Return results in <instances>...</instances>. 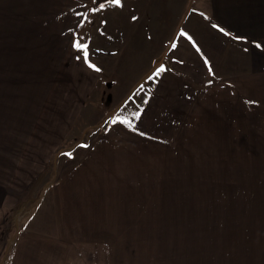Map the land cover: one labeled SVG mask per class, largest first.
<instances>
[{
  "label": "crops",
  "instance_id": "1",
  "mask_svg": "<svg viewBox=\"0 0 264 264\" xmlns=\"http://www.w3.org/2000/svg\"><path fill=\"white\" fill-rule=\"evenodd\" d=\"M104 2L80 0L79 4L72 6L70 11L77 22L88 10L84 20L88 18L90 21L78 27L72 24L67 27L69 20L64 9L55 19L29 5V13L38 21L36 25L45 27L47 35L51 34L53 26L62 25L58 39L67 46L66 51L62 55L59 51L55 53V44H48V51L43 48L39 53L29 46V52H25L24 68L5 77L3 86L0 80V127L5 129L7 126V134L13 143L21 140L18 149L8 146L0 151V158L15 156L25 160V166L19 169L12 162L5 168L11 173L8 183L14 185L9 187L8 195L0 196V205L19 206L23 198L27 202V210H21L15 219L14 229H19L13 234L15 239L12 242L16 250L8 264H75L72 260L81 253L88 254L94 264H116L118 254L123 253L118 252L115 256L114 245H120L119 234H123L125 245L117 249L135 255L134 260L130 256L131 264H195L194 199L171 197L159 200L156 210L164 212V206L169 219L162 221L163 216L156 214L152 219L155 229H147L144 207L140 213L131 215L125 204L112 206L107 202L104 190L109 189V182L101 180L97 190L104 198L99 210L92 214L105 222H124L123 231L110 227L109 232L116 235L109 237V242L103 238L108 239V235L102 236L99 252H89L86 247H90L91 239L81 236L83 233L79 226L73 227L74 219L70 216H75L74 208L60 205L56 196L55 190L65 189V182H68L65 170L51 187L55 199L56 231L31 226L34 215L29 214V209L33 208H29V186L34 183L33 176H40L45 170L42 159L49 158L41 140L46 144L50 139H35L29 130V117L33 120L41 108L57 109L64 118L70 109L85 111L88 102L94 105L104 97L105 105L110 108L105 112L106 122L101 124L119 129V137L114 140L121 142L118 146L142 140L139 138H147V135L154 139L155 131L152 135L146 127L154 123L159 129L162 126L173 127V132L178 135H185L188 131L197 141L201 140L195 137L197 133H211L216 149L222 146L223 137L227 138L230 132L236 133L240 123L242 127H248L244 132L251 143H262L255 149L259 153L253 155L264 158V0H121L120 5L107 3L104 9H90H99V4ZM95 21L100 25L97 29L93 27ZM181 30L192 39L184 36ZM76 40L88 45L87 59L84 51L75 47ZM50 41L55 40L51 38ZM29 59L33 66L30 73ZM35 59L39 60L34 63ZM89 59L99 71L90 67ZM161 64L165 69L157 75L156 69ZM90 97L92 99L89 100ZM46 98H51L49 103H46ZM114 98L116 102L111 107ZM3 108L7 110L5 114H2ZM138 109L142 112L135 121V128L119 122L113 124L109 119L113 114L127 116ZM101 124L91 125L93 129L88 135L98 137ZM66 126L67 122L65 129ZM61 128L58 127V131L54 128L49 136L53 137ZM115 134L107 131L103 137ZM82 142H86L88 147L91 144L88 140ZM48 147H51V141ZM223 149L226 148L223 146ZM120 154V159L126 157L128 163L129 160L146 161L141 163L142 173L146 171L147 162L157 163L155 154L146 157L144 153L137 157L130 153V158L124 151ZM54 156L58 157L59 152ZM2 163L0 160V169ZM84 165L91 166L89 161ZM27 167L28 170L24 171ZM89 171L92 172L85 167H75L69 169L68 175L74 179L75 174ZM19 172H28L29 179L23 181L17 175ZM110 184L115 185L110 189L112 192L128 189L134 195L140 191L133 184L124 185L122 189L117 178ZM7 200L13 201L6 203ZM234 202V213H218L221 217H228L229 225L227 230L221 231L227 234L221 238L217 258L210 259L207 264H264V200L236 199ZM142 204L146 207L144 201ZM180 217L185 218L179 220ZM29 226L39 232L29 230ZM104 228L105 231H98V237L108 234L107 227ZM163 230L168 231L166 238L169 244L164 254L162 250L155 249L161 241L156 238L157 233ZM151 241L156 245L152 246ZM136 253L142 256L141 261H138ZM102 255L105 256L104 262Z\"/></svg>",
  "mask_w": 264,
  "mask_h": 264
},
{
  "label": "rangeland",
  "instance_id": "2",
  "mask_svg": "<svg viewBox=\"0 0 264 264\" xmlns=\"http://www.w3.org/2000/svg\"><path fill=\"white\" fill-rule=\"evenodd\" d=\"M79 2L80 0H0V80L2 86L5 84L3 82L5 77L12 75L11 72L16 73V71L24 68L25 52H29V46L32 50L35 51L36 49L37 52L42 53L43 48H47L48 51V44H55L57 49L55 53L59 51L61 55L67 48L61 39H58V35H60L58 33L63 29L62 25L53 26L51 34L47 35L45 27L36 25L38 21L36 17L34 18V15L29 13V5L33 10H40L47 14L48 18L55 19L59 15V11L62 12L64 9V14L69 20L67 27L72 25L78 27V25H85L86 21H90L88 18L84 20L86 16L83 15L77 22V19L71 13L70 8L79 4ZM85 13L88 14V10ZM94 23L96 25L93 27L97 29L100 26L99 22L95 21ZM51 38L55 41H50ZM56 56L58 55L56 54ZM37 60L39 59H35L34 63ZM31 62L32 60L29 59V73L33 69ZM9 85L11 86V84ZM91 96L94 97V95ZM38 97H40L39 94ZM50 99L46 98V103H49ZM115 102L116 99L114 98L110 103L111 107ZM105 103L104 97L94 105L88 102L85 111L70 109L64 118L58 113L57 109L42 110L40 107L41 110L37 112L33 120L29 117V130L34 138L42 139L44 137L47 138L45 140L49 138L51 141V147H48L50 141L45 144L44 140H41L49 158H46V156L42 159L45 170L40 176L34 175V183L29 186V192H31L29 194V201H31L29 208L33 207L31 211L29 209V214L34 215L31 226L45 231H56L55 199L52 196L51 187L59 179L61 173L66 170L65 179L68 182H65V189H59L58 192L55 190L56 196L60 198H58L61 202L60 205L63 204L66 208H74L75 216H70L74 219L72 220L74 221L73 227L79 226L83 233L81 236H88L91 239L90 247H86L89 252H99L102 236L108 235V239L103 238L109 242V239L116 235L109 232L110 227L120 232L123 231L122 225L124 222H105L98 218L99 216L92 214L94 210H99L104 198L103 194L97 190L98 185L101 180H106L105 183L109 182L107 184L109 189H104L107 202L112 206H124L125 204L129 207L131 215L140 213L144 207L146 218H148L146 222L147 229H155V222L152 219L156 218V214H159V217L163 216L162 221L164 218L169 219L164 206H162L164 212H161L160 209L159 211L156 210L159 200L164 201L163 199L171 197L194 199L195 264H207L210 259L215 260L219 254L221 238H225L227 234L221 231L223 229L227 230L229 225V222L226 221L228 217L225 215L221 217L219 214L234 213L236 207L234 201L236 199H253L255 202L264 200V158H257L253 155L259 153L255 149L262 143L256 141L251 143L244 132L248 127H242L240 123L236 127V133L230 132L227 138L223 137L222 146L216 149L214 137L211 133H197L195 137L201 138L197 141L188 131L185 135H178L173 132V127L162 126L159 129L153 123L146 127L147 132L152 135L155 131L154 139L153 136L147 135V138H139L142 140L128 141L125 142V146H123V143L122 146H118L121 145V142L114 140L119 137V129L111 128V126L105 127L101 124L102 121L106 122L104 120L106 119L105 112L110 108ZM6 112L7 110L3 108L2 114ZM75 113H78V117H75ZM43 119L46 120L47 124H44ZM72 120L73 125H71ZM33 121L34 126H32ZM98 124H101L100 130L97 132L99 136L88 135L93 129L90 126ZM5 127L7 128V126ZM58 127H62L59 133L50 137L48 133L54 128L58 131ZM0 128V151L6 150L8 146H13L12 149L16 147L18 149L21 140L16 144L13 143L12 137L7 134L6 128L4 129L2 126ZM84 129L86 130L82 134ZM60 131L62 134H60ZM107 131H114L116 134L103 137ZM94 137L97 138L94 139ZM27 138L29 139V133ZM85 140L91 143L89 147L86 146V142H82ZM97 140L98 143H95ZM24 143L26 142L23 141ZM223 146L226 148L225 150ZM28 148L29 146L26 147V149ZM123 151L127 153L128 158L131 156L130 153L137 157L144 153H146V157H149V154H155L157 163L155 165L152 164L154 162H147L146 171L142 173L141 163L146 161L129 160L128 163L126 157L120 159V153H123ZM142 151L144 152L142 153ZM56 152H59L58 157L54 156ZM223 153L225 155L220 157ZM0 160L4 162L0 169V178L2 179L0 180L1 196L5 193L8 195L9 187L14 185L8 183L11 173L5 168L12 162L13 166L19 169L21 166H25L23 165L25 160L17 159L15 156L11 158L5 156ZM86 161H89L91 166L84 165ZM75 167H85L91 169L92 172L75 174L73 179L72 176L68 175V171L70 168ZM23 170L27 171L28 167ZM17 175L23 178V181L29 179L28 172L26 174L19 172ZM114 178L119 180L122 189L124 185L133 184L140 191L134 195L130 194L128 189L112 192L110 189H114L115 185L112 186L110 182ZM13 182L16 183V180H13ZM95 188L96 190H93ZM10 201L13 200H7L6 203ZM22 201L19 206L7 205L2 207L0 205V264H8V261L10 262L15 254L16 249L15 246L13 247L14 243L12 242L15 238H12V236L19 229H14L16 218L21 210L22 212L27 210V207H25L27 202L24 198ZM143 201L146 203V207L142 204ZM217 203L225 205L214 206ZM86 207L88 209H85ZM184 218L180 217L179 220ZM31 226H29V230L33 231ZM104 227H107L108 234H102L98 237L96 234L102 229L105 231ZM167 236L168 231L165 230L157 233L156 238L161 239L158 243L159 246L151 241V245H156L155 249L162 250L163 254L165 250H168ZM117 238L120 245L119 247L114 245L116 247V250H114L116 252L115 256L118 252L123 253L118 254L116 264H128V262L131 264V260L135 259V255L131 256L126 250L117 249L123 248L125 245L123 234H119ZM136 254L138 261H141L142 256ZM104 257L102 255L103 262ZM72 261L75 264H94V260L88 254L82 253L81 256L76 255Z\"/></svg>",
  "mask_w": 264,
  "mask_h": 264
},
{
  "label": "snow or ice",
  "instance_id": "3",
  "mask_svg": "<svg viewBox=\"0 0 264 264\" xmlns=\"http://www.w3.org/2000/svg\"><path fill=\"white\" fill-rule=\"evenodd\" d=\"M107 3H111V4H115V5H120L121 4V0H105L104 3H100L99 4V9L92 8V11H98L100 9H104L106 7V4ZM84 15L86 16L87 13H85ZM135 18L136 17H133V19H135ZM217 27H219V26H217ZM181 31H182V34L184 36H187L188 37V39H192L191 36H188V33L187 32H183V30H181ZM75 47L78 48V49H82L84 51V56L87 59V57L89 56V53L87 51L88 45L85 44V43L80 42L79 40H76L75 41ZM88 63L90 65V67H92L93 69H96L98 71L100 70L98 68V66L95 63H93L90 59L88 60ZM164 69H165V65L161 64L159 66V68L156 69V74L157 75L160 74V72L162 70H164ZM149 79H151V77H149ZM125 103H127V101ZM141 112H142V109H138V110L132 111L127 116H125L123 114H113L109 119L111 120V122L113 124H116V123L119 122V123H122L124 125H127L130 128H135L136 127L135 121L137 119H139V117L141 115ZM69 155H71V153H69Z\"/></svg>",
  "mask_w": 264,
  "mask_h": 264
}]
</instances>
